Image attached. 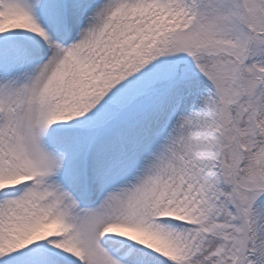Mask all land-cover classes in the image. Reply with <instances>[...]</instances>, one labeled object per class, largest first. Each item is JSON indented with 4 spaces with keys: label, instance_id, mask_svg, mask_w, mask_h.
<instances>
[{
    "label": "snow or ice",
    "instance_id": "obj_1",
    "mask_svg": "<svg viewBox=\"0 0 264 264\" xmlns=\"http://www.w3.org/2000/svg\"><path fill=\"white\" fill-rule=\"evenodd\" d=\"M0 264H264V0H0Z\"/></svg>",
    "mask_w": 264,
    "mask_h": 264
}]
</instances>
